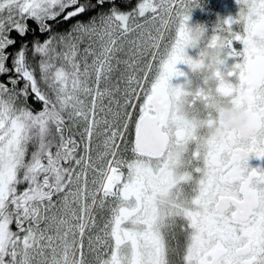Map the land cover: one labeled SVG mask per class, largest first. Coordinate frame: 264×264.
<instances>
[{
  "label": "snow or ice",
  "instance_id": "obj_1",
  "mask_svg": "<svg viewBox=\"0 0 264 264\" xmlns=\"http://www.w3.org/2000/svg\"><path fill=\"white\" fill-rule=\"evenodd\" d=\"M237 3L208 36L200 0H0V264H264V0ZM197 42L214 80L173 87ZM217 95L251 114L219 142Z\"/></svg>",
  "mask_w": 264,
  "mask_h": 264
},
{
  "label": "flooded vegetation",
  "instance_id": "obj_2",
  "mask_svg": "<svg viewBox=\"0 0 264 264\" xmlns=\"http://www.w3.org/2000/svg\"><path fill=\"white\" fill-rule=\"evenodd\" d=\"M95 2V0H93ZM116 2L119 4L121 10L123 11H129L133 7L136 6V4L139 2V0H116ZM109 7V4L106 3L104 6V10H107ZM240 12V5L237 3V0H200V4L197 7H194L190 18L187 21V24L189 27L195 29L197 27H204L206 31V35L211 36L213 34L222 35L223 33L220 32L219 26L223 24L225 20H228L229 18L235 19L238 17ZM94 13L89 12L87 15H82L79 19L86 20L88 16L93 15ZM75 23V20L63 23V31L70 28L71 24ZM33 27V25H32ZM35 27V25H34ZM33 27V28H34ZM236 27L235 25L233 26ZM15 35V33H13ZM167 36V33L165 34ZM163 46V42H162ZM233 49L239 53H242L243 51V45L239 42H233ZM186 54L193 59H197L200 51V47L196 48H186ZM222 59H225V55L222 54ZM243 55L232 57L227 56L225 59V63L221 65V71H228L232 69V67L236 63H243ZM177 69L181 72H183L184 76H174L170 79V84L173 87H176L178 85H185L186 78L191 77V71L187 64L178 63L176 65ZM238 71V70H237ZM233 82L235 81V78H233ZM248 166L249 168H258L261 171H264V158H257L254 155H250L248 160Z\"/></svg>",
  "mask_w": 264,
  "mask_h": 264
},
{
  "label": "clouds",
  "instance_id": "obj_3",
  "mask_svg": "<svg viewBox=\"0 0 264 264\" xmlns=\"http://www.w3.org/2000/svg\"><path fill=\"white\" fill-rule=\"evenodd\" d=\"M195 33L193 36L195 37ZM197 47L199 46L197 42ZM205 55L195 60H204L202 67L193 70L190 66L191 77L186 78V89L196 84V81L207 78L210 82L214 80L213 71L209 69L214 59L218 58L219 49H205ZM251 114L246 106L233 103L231 97L217 95L214 107L213 116L209 119L205 117L202 121V132L208 140L221 141L226 134H239L249 127Z\"/></svg>",
  "mask_w": 264,
  "mask_h": 264
},
{
  "label": "trees",
  "instance_id": "obj_4",
  "mask_svg": "<svg viewBox=\"0 0 264 264\" xmlns=\"http://www.w3.org/2000/svg\"><path fill=\"white\" fill-rule=\"evenodd\" d=\"M63 26H64L63 23H61V24L55 26V30H57V31H63V29H64ZM33 27H34V25H33ZM39 38L41 40H43V39L46 38V36L41 35ZM26 39L30 42V41H32L33 36L32 35H29V36L26 37Z\"/></svg>",
  "mask_w": 264,
  "mask_h": 264
}]
</instances>
